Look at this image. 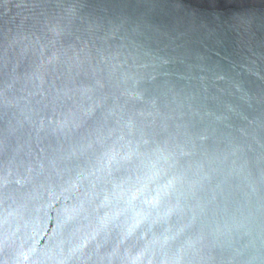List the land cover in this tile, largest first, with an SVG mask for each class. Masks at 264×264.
<instances>
[{
	"label": "water",
	"instance_id": "water-1",
	"mask_svg": "<svg viewBox=\"0 0 264 264\" xmlns=\"http://www.w3.org/2000/svg\"><path fill=\"white\" fill-rule=\"evenodd\" d=\"M0 264H264V0H0Z\"/></svg>",
	"mask_w": 264,
	"mask_h": 264
}]
</instances>
